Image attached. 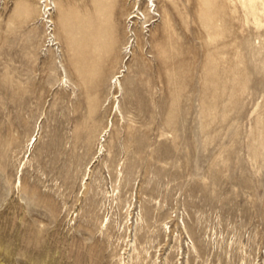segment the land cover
Segmentation results:
<instances>
[{
    "label": "rangeland",
    "instance_id": "1",
    "mask_svg": "<svg viewBox=\"0 0 264 264\" xmlns=\"http://www.w3.org/2000/svg\"><path fill=\"white\" fill-rule=\"evenodd\" d=\"M45 1L0 0V264H264V0Z\"/></svg>",
    "mask_w": 264,
    "mask_h": 264
},
{
    "label": "bare ground",
    "instance_id": "2",
    "mask_svg": "<svg viewBox=\"0 0 264 264\" xmlns=\"http://www.w3.org/2000/svg\"><path fill=\"white\" fill-rule=\"evenodd\" d=\"M46 1H47V0H46ZM46 1H45V2H46ZM48 1H49V0H48ZM49 9H50V8H48V10H49Z\"/></svg>",
    "mask_w": 264,
    "mask_h": 264
}]
</instances>
